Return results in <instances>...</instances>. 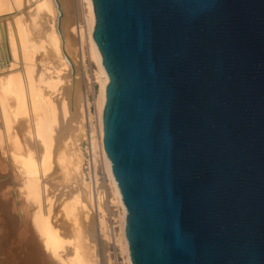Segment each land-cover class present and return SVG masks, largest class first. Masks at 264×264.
<instances>
[{"label":"water","instance_id":"water-1","mask_svg":"<svg viewBox=\"0 0 264 264\" xmlns=\"http://www.w3.org/2000/svg\"><path fill=\"white\" fill-rule=\"evenodd\" d=\"M93 1L133 264H264V0Z\"/></svg>","mask_w":264,"mask_h":264},{"label":"bare ground","instance_id":"bare-ground-1","mask_svg":"<svg viewBox=\"0 0 264 264\" xmlns=\"http://www.w3.org/2000/svg\"><path fill=\"white\" fill-rule=\"evenodd\" d=\"M71 3L0 0V264H133L102 143L110 76L94 1L81 21Z\"/></svg>","mask_w":264,"mask_h":264},{"label":"rangeland","instance_id":"rangeland-1","mask_svg":"<svg viewBox=\"0 0 264 264\" xmlns=\"http://www.w3.org/2000/svg\"><path fill=\"white\" fill-rule=\"evenodd\" d=\"M71 7H72V13L74 15V18L76 21H81L83 20V15H84V7H83V3H82V0H72V3H71ZM81 71V85H82V88H84L83 90H85V95H86V100H88V97H87V77L85 76V74L83 73L82 70ZM90 85H91V98H92V102H94V82H93V79H92V71L90 69ZM103 170V169H102ZM101 170V171H102ZM104 172V171H102ZM103 173L100 174V177L104 178L103 177ZM111 211H112V207L110 205H108V215L111 214ZM112 252H113V255H114V261H116V263H119V258H118V255L116 254V249L115 248H111ZM19 256V255H18ZM18 256H15V258L13 259H10L6 264H24V258H18ZM2 262V261H1ZM1 264H4V263H1Z\"/></svg>","mask_w":264,"mask_h":264}]
</instances>
